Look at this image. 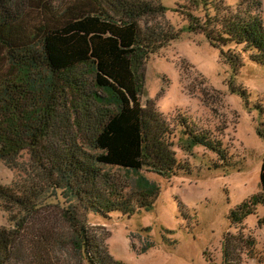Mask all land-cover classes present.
Segmentation results:
<instances>
[{"label": "trees", "instance_id": "1", "mask_svg": "<svg viewBox=\"0 0 264 264\" xmlns=\"http://www.w3.org/2000/svg\"><path fill=\"white\" fill-rule=\"evenodd\" d=\"M191 4L202 16L186 13L187 32L202 34L232 71L242 66L240 51L264 65L260 0H238L235 11L223 0ZM164 11L146 0H0V162L18 169L26 154L35 179L67 204L57 207V220H45L37 187L0 185L2 208L22 213L20 221L10 216L17 230L0 229V264H64L55 252L63 247L79 264H123L88 227V215L150 211L159 192L143 177L127 190L114 182L113 169L161 177L184 170L170 125L140 101L146 60L178 36L139 24ZM177 123L187 149L200 146L225 160L220 141L185 116ZM259 184L260 193L232 211L231 222L264 209V156ZM26 221L42 223H30V241L19 235Z\"/></svg>", "mask_w": 264, "mask_h": 264}, {"label": "rangeland", "instance_id": "2", "mask_svg": "<svg viewBox=\"0 0 264 264\" xmlns=\"http://www.w3.org/2000/svg\"><path fill=\"white\" fill-rule=\"evenodd\" d=\"M146 1L163 6L165 11L142 19L139 25L177 34L178 39L146 60L140 101L143 106H154L170 125L172 149L184 170L161 177L145 170L136 175L113 169L112 179L127 190L138 188L142 177L155 185L159 193L154 206L131 215L89 214L88 227L103 240L108 254L123 264H264L263 207H255L253 214L240 222L230 220L232 211L260 193L264 65L250 61L240 51L242 66L232 71L202 34L187 32L186 13L202 16L200 9L193 8L194 0ZM237 1L223 0L232 11L237 10ZM260 4L258 14L264 26V0ZM179 116L220 141L225 160L200 146L187 149L188 142L177 123ZM81 123L85 128L86 119ZM20 163L23 165L18 169H8L0 162V185L37 187L39 217L57 220V207H65V199L35 179L36 171L26 154ZM10 211L0 204V229L15 231L18 227L10 216L20 221L22 213L13 208ZM31 222L42 225L26 221L19 232L26 241L35 231ZM55 252L64 264H79L69 247Z\"/></svg>", "mask_w": 264, "mask_h": 264}]
</instances>
